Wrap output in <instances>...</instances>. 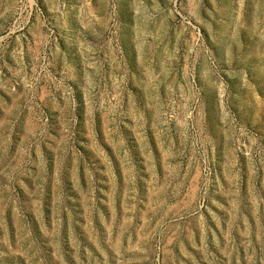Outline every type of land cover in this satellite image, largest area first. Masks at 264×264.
I'll return each instance as SVG.
<instances>
[{"label":"rangeland","instance_id":"obj_1","mask_svg":"<svg viewBox=\"0 0 264 264\" xmlns=\"http://www.w3.org/2000/svg\"><path fill=\"white\" fill-rule=\"evenodd\" d=\"M0 264H264V0H0Z\"/></svg>","mask_w":264,"mask_h":264}]
</instances>
